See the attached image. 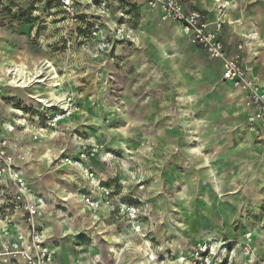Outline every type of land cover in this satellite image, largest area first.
Listing matches in <instances>:
<instances>
[{
    "label": "rangeland",
    "instance_id": "rangeland-1",
    "mask_svg": "<svg viewBox=\"0 0 264 264\" xmlns=\"http://www.w3.org/2000/svg\"><path fill=\"white\" fill-rule=\"evenodd\" d=\"M207 1L217 13L220 0ZM222 1L228 26H257L262 54L264 0ZM107 2L108 17L97 0L83 2L81 22L65 31L47 0H0V114L15 125L8 152L44 205L57 264H188L189 248L212 238L221 264H264L261 152L235 145L238 108L217 66L170 22ZM93 28L108 43L98 56ZM47 60L57 77L39 83ZM10 68L39 80L13 88ZM52 95L72 109H47ZM54 115L63 119L47 129Z\"/></svg>",
    "mask_w": 264,
    "mask_h": 264
},
{
    "label": "built area",
    "instance_id": "built-area-1",
    "mask_svg": "<svg viewBox=\"0 0 264 264\" xmlns=\"http://www.w3.org/2000/svg\"><path fill=\"white\" fill-rule=\"evenodd\" d=\"M85 0H47L57 6L65 20L74 23L79 17V7ZM91 4V0H86ZM134 2V0H124ZM217 13L211 17L209 13L190 10L186 11L183 0H146V6L151 11L159 13L162 22H172L181 28L189 44L203 51L209 58L221 63V80L234 89L242 92L243 102L250 113L246 118V126L250 129L264 128V87L251 78L241 55L242 45H238L232 55L220 37L227 22L225 21L226 4L222 0L217 3ZM97 13L108 17L110 9L104 0H97ZM93 37L99 38L96 55H101L107 49L108 43L100 37L96 30H89ZM121 33V32H119ZM17 70V69H16ZM15 68L7 71L9 84L20 88L30 83L38 82L35 74L29 79L26 73L19 74ZM61 105L44 106L47 109L58 108L64 112L72 109L69 100H63ZM46 128H57L63 119L60 115L47 118ZM15 125L0 114V264H57L58 248L54 240L45 235V229L40 224L44 205L33 194L31 187L23 176L22 170L15 158L8 152V137L14 131ZM46 130H41L45 132ZM90 178L94 174L87 170ZM109 193L105 192L104 199ZM89 209H95L98 203L86 198ZM132 223L136 220L134 209L129 212ZM219 239L194 245L183 255L188 264H221Z\"/></svg>",
    "mask_w": 264,
    "mask_h": 264
},
{
    "label": "crops",
    "instance_id": "crops-1",
    "mask_svg": "<svg viewBox=\"0 0 264 264\" xmlns=\"http://www.w3.org/2000/svg\"><path fill=\"white\" fill-rule=\"evenodd\" d=\"M21 1H23V0H21ZM104 1L107 2V0H104ZM108 1L111 2L112 0H108ZM83 2H87L89 4V2L86 0ZM107 3H109V2H107ZM183 3H184V7H185L186 11L199 10V11L209 13V15L211 17H214V15H215V12H213V9L211 8V5L208 4L207 0H183ZM134 5L137 7V9L141 10V8H142L144 11L148 12L152 22H158L160 20L159 19V13L157 11H151L147 8L146 0H134ZM86 6H88V5H86ZM84 13L85 12L83 10L79 11V17L77 18V21L74 23L67 22L62 15L63 19H60V22H61V24L64 25L63 27L66 29L65 31H68L69 28L71 29L72 27H74V25L77 26L81 22L82 16ZM235 23H236L235 25L232 24L231 26L225 25L223 27L221 33H220V37H221V39L225 45V48L228 50L230 55H232L236 52L238 45L241 44L243 46L242 50H241V55H242V58L244 59V63H245V66L248 70L249 76L251 78L255 79L261 86L264 87V52L262 54L258 55V52L256 54V51H254V44L258 40V38H257L258 35H256L257 26L250 23L249 21H245V23H243L242 25H238L237 22H235ZM164 26L168 29V31L173 32V34L176 36L177 40L184 41V42L188 41L186 39V37L183 35L179 25L170 22L168 24H165ZM250 35L252 36L253 39H249L248 36H250ZM38 44H41L40 41ZM195 50L200 51L202 54H204L206 57H208L203 51L196 49V48H195ZM36 59H38V58H36ZM36 59H35V61H36ZM212 60H213V63L217 66V72H218L219 80L223 83V81L221 80V73H222L221 63L217 60H214V59H212ZM223 85L224 86L220 87V90L229 99H231V104L235 105L238 108V109L236 108L238 117H237L235 124L240 131L242 142L243 141L244 142H243V144H241L242 142L240 143V141H239L240 138L238 139L236 137L235 145H236V142H238L239 148H241V146H242L243 149L244 150L247 149V151L250 152V154H254V153H256V151L261 152L259 155L258 161L254 164L256 165L257 170H259L258 172L262 173L261 179L264 181V128L259 127L256 129H250L246 126V118H247L248 114L250 113V111L245 106V103L243 102L242 92L234 89L232 86H230L227 83H223ZM240 135H239V137H240ZM248 160H250V159H248ZM22 173H23L24 178L26 179V176H25L26 171L22 170ZM32 192L36 196V198H39V195L35 192V190H32ZM49 227H51V226L49 225ZM192 247H190V248H192ZM59 252H60V250L58 249L56 262L58 261L57 258H58Z\"/></svg>",
    "mask_w": 264,
    "mask_h": 264
},
{
    "label": "bare ground",
    "instance_id": "bare-ground-1",
    "mask_svg": "<svg viewBox=\"0 0 264 264\" xmlns=\"http://www.w3.org/2000/svg\"><path fill=\"white\" fill-rule=\"evenodd\" d=\"M158 17V16H157ZM180 34V33H179ZM18 71V70H17ZM23 72V71H22ZM36 73H39L41 76L45 75V78L42 79L39 83L45 81V80H51L56 78V72H54L52 64L47 60V61H43L36 69ZM38 74V75H39ZM40 77V76H38ZM55 84V83H54ZM48 86V85H47ZM223 90V89H222ZM48 92V91H47ZM51 92V91H50ZM53 92V91H52ZM232 92V91H231ZM45 93V92H44ZM34 98V97H33ZM49 99V98H48ZM45 103V101H43ZM59 103L62 107H65L66 104H63V100L58 99L57 97H54L52 95V98L49 99V103L47 106L51 107L52 105H55L56 103ZM46 103H48L46 101ZM48 228L45 229V235H47V231H49L52 227H49L48 225H46ZM179 257V256H178ZM185 261V260H184ZM179 263V262H178ZM186 264V263H185Z\"/></svg>",
    "mask_w": 264,
    "mask_h": 264
},
{
    "label": "trees",
    "instance_id": "trees-1",
    "mask_svg": "<svg viewBox=\"0 0 264 264\" xmlns=\"http://www.w3.org/2000/svg\"><path fill=\"white\" fill-rule=\"evenodd\" d=\"M47 4H50V2H48Z\"/></svg>",
    "mask_w": 264,
    "mask_h": 264
}]
</instances>
